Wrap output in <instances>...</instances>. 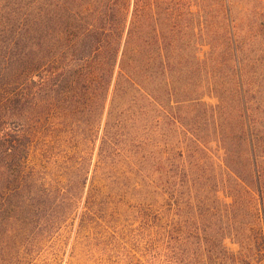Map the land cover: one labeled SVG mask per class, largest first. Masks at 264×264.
Segmentation results:
<instances>
[{"label":"trees","instance_id":"1","mask_svg":"<svg viewBox=\"0 0 264 264\" xmlns=\"http://www.w3.org/2000/svg\"><path fill=\"white\" fill-rule=\"evenodd\" d=\"M8 121L0 190L29 206L57 170L83 202L79 244L133 184L174 213L144 223L169 264H184V192L216 195L220 260L229 238L236 263L264 264V0H0Z\"/></svg>","mask_w":264,"mask_h":264},{"label":"rangeland","instance_id":"2","mask_svg":"<svg viewBox=\"0 0 264 264\" xmlns=\"http://www.w3.org/2000/svg\"><path fill=\"white\" fill-rule=\"evenodd\" d=\"M215 15L224 23L221 8ZM13 125L2 122L0 130L7 131ZM1 165L0 160V182ZM59 174L55 169L40 174L26 207L22 198L12 194L13 184L11 189L0 190V264H169L165 255L166 237L153 234L150 242L144 223L149 218L151 225L158 218L159 226L170 228L176 220L174 213L165 210L153 197H141L136 190H130L132 184L120 196L104 198L107 203L104 210H110L113 218L105 220L104 232L93 229L88 234H92L91 240L79 244L78 214L83 202L79 207L71 206V186L68 183L67 192L66 188L64 191L58 182ZM7 182H12L11 177ZM215 197L207 194L194 198L184 192V264H198L202 251L213 264H238L233 253L238 247L229 238L223 242L227 248L223 261L219 259L221 213ZM218 197L230 201L222 192ZM157 224L153 233H157Z\"/></svg>","mask_w":264,"mask_h":264}]
</instances>
